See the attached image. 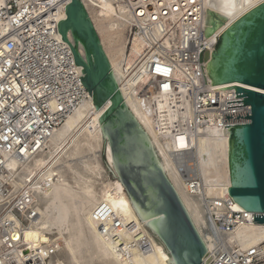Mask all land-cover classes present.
Instances as JSON below:
<instances>
[{"label": "built area", "instance_id": "1", "mask_svg": "<svg viewBox=\"0 0 264 264\" xmlns=\"http://www.w3.org/2000/svg\"><path fill=\"white\" fill-rule=\"evenodd\" d=\"M63 1L0 0V176L5 175L10 158L39 154L55 131L91 99L80 80L83 69L76 66L70 46L59 33L60 16L71 2L64 6ZM114 3L129 13L132 44H143L136 65L148 80L139 95L151 101L161 136L168 130L171 141L185 139L186 148L172 153L174 167L190 193L199 196L205 184L195 141L208 131L226 134V126L248 123L225 124L224 115L251 114L247 106L228 109L244 105H227L243 101L236 91H217L241 85L213 86L208 76L204 55L212 54L221 36H206V0ZM157 99L166 102L164 111ZM10 188H3L0 201V264H50L60 251L53 235L40 248L22 240L39 216L31 187L15 192ZM206 201L215 248L208 249L204 264H264V242L244 249L228 241L238 227L255 224L256 214L240 210L230 196ZM95 219L102 223L99 231L114 242L122 239V230L133 227L104 205ZM136 244L142 253L152 251L145 240Z\"/></svg>", "mask_w": 264, "mask_h": 264}, {"label": "bare ground", "instance_id": "2", "mask_svg": "<svg viewBox=\"0 0 264 264\" xmlns=\"http://www.w3.org/2000/svg\"><path fill=\"white\" fill-rule=\"evenodd\" d=\"M69 1L62 3L65 6ZM84 1L109 59L120 95L150 136L165 172L208 249L213 251L214 237L206 200L214 203L229 196L226 182L227 177L230 178L227 135L211 130L195 141L205 185L201 195H192L175 169L172 157L174 150L186 148L185 139L180 137L175 142L171 141L168 130L161 136L156 128L151 101L139 95L140 88L148 79L140 75L137 65L131 66L130 63L134 54L136 64L143 44L137 41L132 44V29L128 31L129 37L126 36L131 27L129 13L121 4L116 5L114 0ZM262 4L264 0H206L208 38L224 35ZM66 17L64 11L60 21ZM128 38L131 39L130 47H133L129 55ZM157 101L159 109L164 111L166 102L162 99ZM102 140L99 111L95 109L91 96L90 101L55 131L39 154L28 153L25 158H10L5 175L0 176V201H3L2 190L5 188L11 187L9 191L15 192L27 186L28 182L33 185L34 210L39 216L25 231L22 240L32 248H40L50 242L47 236L53 235L60 244V251L50 258V264H167L159 250L170 258L169 254L148 230L147 223H142L137 216L123 184L119 180L108 184L102 182L104 169L98 155L85 161L75 160L86 150L99 149ZM106 152L112 166L109 147ZM103 205L121 218L125 225L133 226L120 232L122 239L119 242L112 241L99 231L102 223L96 221L95 214ZM138 240L148 242L152 251L142 253L136 244ZM228 241L244 249L264 242V225L238 227Z\"/></svg>", "mask_w": 264, "mask_h": 264}, {"label": "water", "instance_id": "3", "mask_svg": "<svg viewBox=\"0 0 264 264\" xmlns=\"http://www.w3.org/2000/svg\"><path fill=\"white\" fill-rule=\"evenodd\" d=\"M59 33L83 69L81 83L92 96L104 141L103 162L119 180L142 223L169 254L167 264H204L208 247L176 188L165 172L152 140L136 119L111 69L95 26L80 0H71ZM206 36L210 33L206 31ZM72 38V41L70 40ZM70 42H73L71 44ZM70 43V44H69ZM83 51V53L81 52ZM213 86L239 84L219 92L236 91L243 101L227 105L251 108V114L224 115L229 147V196L255 224L264 225V4L233 25L219 45L204 55ZM110 148L112 166L105 149Z\"/></svg>", "mask_w": 264, "mask_h": 264}, {"label": "rangeland", "instance_id": "4", "mask_svg": "<svg viewBox=\"0 0 264 264\" xmlns=\"http://www.w3.org/2000/svg\"><path fill=\"white\" fill-rule=\"evenodd\" d=\"M215 19H213V21H214ZM131 29V27L127 30V32H126V36L127 37H129V30ZM129 39V38H128ZM131 39H129V43H128V46H127V50H128V55L129 54H131L132 53V48L133 47H130V45H131V41H130ZM134 55V54H133ZM132 55V59H131V61H130V63H131V66H133V65H136L135 64V62L133 61L134 60V56ZM135 55H137V54H135ZM147 83V82H146ZM141 89V88H140ZM140 91V90H139ZM100 148L98 149L97 147H96V150H89V152L86 150L84 153H83V155H81V156H79V157H77V158H75V160L77 161V162H80V161H85V160H88V159H91V158H93L96 154L98 155V157H99V161H100V163H101V166L103 167V169H104V173H103V178H102V182L104 181L105 183H114L117 179L116 178H114L113 176H112V174L110 173V171L108 170V168H107V166L105 165V163L103 162V147H104V141L102 140L101 141V143H100ZM100 150V151H99ZM101 156V157H100ZM105 158H106V163H107V165H109V162H108V159H107V152H106V149H105ZM71 160H69V162H70ZM29 184L28 185H30V187H32L33 185L30 183V182H28ZM48 237V236H47Z\"/></svg>", "mask_w": 264, "mask_h": 264}]
</instances>
